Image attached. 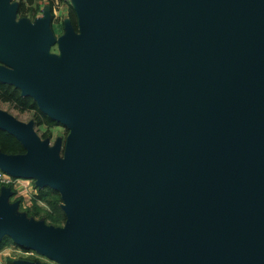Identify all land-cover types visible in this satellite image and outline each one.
<instances>
[{
  "label": "water",
  "instance_id": "95a60500",
  "mask_svg": "<svg viewBox=\"0 0 264 264\" xmlns=\"http://www.w3.org/2000/svg\"><path fill=\"white\" fill-rule=\"evenodd\" d=\"M76 1L55 60L48 19L15 26L0 0V82L67 130L58 158L0 111L23 149L0 172L64 216L1 189L0 239L57 264H264V0Z\"/></svg>",
  "mask_w": 264,
  "mask_h": 264
},
{
  "label": "rangeland",
  "instance_id": "374dc122",
  "mask_svg": "<svg viewBox=\"0 0 264 264\" xmlns=\"http://www.w3.org/2000/svg\"><path fill=\"white\" fill-rule=\"evenodd\" d=\"M7 8L12 11L11 22L18 27L31 30L35 25L43 22L48 19L49 22V41L47 49L45 50V55L47 57H53L55 60L59 59V39L66 32L69 27L72 34L77 33V27L75 23L76 13L78 9V4L76 0H30V3L27 0H6ZM74 21V28L71 26L70 19ZM72 21V20H71ZM0 67H3L0 64ZM0 111L13 117L15 120L28 123L30 122L29 114L27 113H17L11 109H8L6 105H0ZM57 124V123H56ZM34 130V129H33ZM43 128H40L38 131L34 130L36 137L41 143L44 144L47 150L55 148L56 156L58 158L62 157L63 147L65 142V137L67 135V130L64 126L57 124L54 127H51L48 132H45L44 139L40 136L43 134ZM15 187H12L13 196L10 199H7V205L11 206L15 204L16 214H25L23 213L24 209L30 207L32 198L35 195L34 182L26 179H18ZM6 190L0 186V190ZM40 209L45 210L46 207L42 204L37 203ZM63 205L62 203L60 204ZM42 216V213L39 214V217ZM26 217V216H25ZM34 222L41 221L43 226L51 229L52 231H60L63 227L64 221L61 225L52 226L48 225L46 222L35 218H28ZM18 249L21 257H25L29 262H36L38 264H57L53 260H50L44 256L38 255L32 251L29 254H23V251L17 248L15 245H7L0 249V264H8L10 261L8 258L17 259L16 253H11L9 250L3 249ZM29 251V250H28Z\"/></svg>",
  "mask_w": 264,
  "mask_h": 264
},
{
  "label": "trees",
  "instance_id": "16d2710c",
  "mask_svg": "<svg viewBox=\"0 0 264 264\" xmlns=\"http://www.w3.org/2000/svg\"><path fill=\"white\" fill-rule=\"evenodd\" d=\"M27 1L29 4H31L30 0ZM70 23L74 28L75 23L72 18L70 19ZM0 105H6L8 109H11L17 113L29 114L30 122L32 123V129L35 131H38L40 128L44 129L42 132L43 134L40 136L42 139L47 137L45 136V132H48L51 127L57 125L55 122L49 120L45 115L38 111L35 103L30 97L20 96L17 89L3 82H0ZM0 152L8 155H18L23 153V149L12 136L0 129ZM1 187L8 191V197L11 199L14 194L11 185ZM33 187L35 190V195L32 198L31 205L29 208L23 210L26 218H38L52 226L61 225L64 221V216L60 209L61 202L58 194L48 187ZM37 203L44 205L46 209H40V207L36 205ZM41 213L42 216L39 217V214ZM10 244L13 245L7 237H1L0 249ZM8 264H12V262L8 261Z\"/></svg>",
  "mask_w": 264,
  "mask_h": 264
},
{
  "label": "built area",
  "instance_id": "2783aa9c",
  "mask_svg": "<svg viewBox=\"0 0 264 264\" xmlns=\"http://www.w3.org/2000/svg\"><path fill=\"white\" fill-rule=\"evenodd\" d=\"M16 181H18V179L12 178L7 174L0 172V186H8V185L13 186L16 183Z\"/></svg>",
  "mask_w": 264,
  "mask_h": 264
},
{
  "label": "crops",
  "instance_id": "0c3cea01",
  "mask_svg": "<svg viewBox=\"0 0 264 264\" xmlns=\"http://www.w3.org/2000/svg\"><path fill=\"white\" fill-rule=\"evenodd\" d=\"M16 182H17V181H16ZM16 184H20V183H15V184L13 185V187H15ZM15 188H16V187H15ZM17 248H19V247H17ZM6 249H7V248L3 249V252H4ZM19 249L23 251V254H25V255L29 254V251H25V250H23V249H21V248H19ZM7 250H9V252H11V253H16V256H17V259H16V260H13V258H8L12 263H13L14 261H18V260L29 261L27 258H25V257L23 258V257L20 256L18 249L12 248L11 250H10V249H7Z\"/></svg>",
  "mask_w": 264,
  "mask_h": 264
},
{
  "label": "bare ground",
  "instance_id": "6f19581e",
  "mask_svg": "<svg viewBox=\"0 0 264 264\" xmlns=\"http://www.w3.org/2000/svg\"><path fill=\"white\" fill-rule=\"evenodd\" d=\"M78 16H79V13H78Z\"/></svg>",
  "mask_w": 264,
  "mask_h": 264
}]
</instances>
